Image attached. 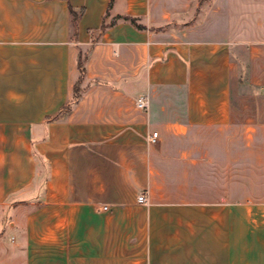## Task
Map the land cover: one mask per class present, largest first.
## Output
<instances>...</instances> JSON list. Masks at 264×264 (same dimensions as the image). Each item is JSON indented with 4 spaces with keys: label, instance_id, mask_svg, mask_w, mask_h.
I'll return each mask as SVG.
<instances>
[{
    "label": "crops",
    "instance_id": "1",
    "mask_svg": "<svg viewBox=\"0 0 264 264\" xmlns=\"http://www.w3.org/2000/svg\"><path fill=\"white\" fill-rule=\"evenodd\" d=\"M0 264H264V0H0Z\"/></svg>",
    "mask_w": 264,
    "mask_h": 264
},
{
    "label": "trees",
    "instance_id": "2",
    "mask_svg": "<svg viewBox=\"0 0 264 264\" xmlns=\"http://www.w3.org/2000/svg\"><path fill=\"white\" fill-rule=\"evenodd\" d=\"M68 1V0H66ZM70 11L72 13V16H73V25L75 27V33H77V23H78V20L80 18V16L74 11V9L72 8V6L70 5ZM82 13V12H81ZM126 20H128L129 18H125ZM117 21V19H115L112 24H114L115 22ZM131 21L136 24V20L134 19H131ZM106 27L103 26V30L105 29ZM139 28H141L139 26ZM84 63H85V58L81 56V58L79 59V69H80V72H81V78L79 80V82L77 83V85L75 86V90H74V97H73V100L68 103L60 112V114L58 116H56L55 118H53L54 120H57L60 116H63V115H66L68 113L71 112V110L73 109V106L78 102L79 98H80V92H81V89L79 88L80 84L82 83V80H83V76L85 74V68H84Z\"/></svg>",
    "mask_w": 264,
    "mask_h": 264
},
{
    "label": "built area",
    "instance_id": "3",
    "mask_svg": "<svg viewBox=\"0 0 264 264\" xmlns=\"http://www.w3.org/2000/svg\"><path fill=\"white\" fill-rule=\"evenodd\" d=\"M138 105H139L140 107H142V108H146V102H145V100L140 99V100L138 101ZM157 137H158V133H157V132L153 133V135H152V137H151V141H152V142H155L156 139H157ZM138 201H139L140 204H147V200H146V198H145V195L140 196V197L138 198ZM107 209H108L107 207L104 208V210H107Z\"/></svg>",
    "mask_w": 264,
    "mask_h": 264
}]
</instances>
